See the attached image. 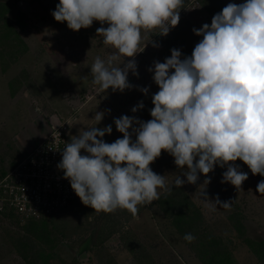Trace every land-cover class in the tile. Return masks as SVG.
Segmentation results:
<instances>
[{
  "label": "clouds",
  "instance_id": "1",
  "mask_svg": "<svg viewBox=\"0 0 264 264\" xmlns=\"http://www.w3.org/2000/svg\"><path fill=\"white\" fill-rule=\"evenodd\" d=\"M181 8L184 0H59L52 15L73 31L89 28L94 21L108 25L96 30L110 46V55L95 58L92 82L101 93L109 88L123 92L133 87L129 71L138 76L134 57L148 43L158 47L152 34L167 36L178 25ZM193 32L203 38L191 56L182 59L181 51L173 48L170 58L148 69L159 87L152 96V119L115 118L123 138L113 143L102 139L111 134V125L90 127L66 143L57 167L84 205L104 213L126 209L138 218L137 205L158 200V189L172 190L164 176L149 167L162 150L174 157L186 177H176L177 187L195 184L200 174L207 177L215 166L227 165L221 182L240 188L248 174L230 163L237 160L253 175L264 176V0L228 3L210 26L206 23ZM142 40L147 41L143 47ZM139 90L148 93V88ZM143 107L139 102L131 111ZM103 116L95 114L97 124ZM257 191L264 193V180ZM201 197L213 209H227L232 202L210 200L203 191ZM184 239L192 242L195 237L186 233Z\"/></svg>",
  "mask_w": 264,
  "mask_h": 264
},
{
  "label": "rangeland",
  "instance_id": "2",
  "mask_svg": "<svg viewBox=\"0 0 264 264\" xmlns=\"http://www.w3.org/2000/svg\"><path fill=\"white\" fill-rule=\"evenodd\" d=\"M8 1L15 2L16 13L23 11L25 15L23 21L26 29L20 30V34L27 46L18 64L12 67L13 73L20 74L21 71H26L28 74L29 87L25 88L29 93L30 118L44 119L48 131L53 119L70 120L67 131L68 143L83 130L93 126L103 128L108 125L112 126V132L106 133L102 139L106 143H113L116 139L123 138V134L116 130L115 118L128 115L144 122L152 119L150 115V110L154 107L152 96L159 91V87L152 78L154 71L150 72L148 69L153 67L155 61L162 63L165 58H170L173 48L181 51L182 59L191 56L195 45L203 38L197 36L193 29H200L206 23L210 26L212 21L201 0H198V3L197 0H187L179 13L178 25L171 28L168 35L163 36L162 41L158 39L159 34H152L151 40L158 47L148 43L144 50L134 57L138 76L146 73V79L151 83L150 85H153L151 89L148 84L145 85L148 88V93L145 95H149L150 101L133 113L131 109L140 102L142 96L137 90L142 87L137 86L138 76L130 80L131 70L128 81L133 87L123 92H113L109 88L101 93L99 86L92 82L90 67L95 58L99 56L106 59L110 55V46L103 44V37L96 31L102 26L108 27L106 23L101 25L99 21H94L89 28L73 31L68 28L66 21L57 22L52 15L59 0ZM224 2L226 5L240 4L246 0H224ZM145 43L147 41L142 40L141 47ZM129 59L133 58H125V62ZM58 70L61 71V75H59L60 81L55 84V91L51 77L48 76L56 74ZM39 76L46 77L44 86L48 94L40 92V84L36 83ZM78 88L83 89L78 90ZM52 93L56 95L59 93L58 103L54 102V106L47 96H52ZM132 101L137 104H132ZM97 112L104 113L103 119L98 124L94 118ZM81 154L86 153L81 150ZM230 163L238 165L240 171L248 174V179L240 188L221 182L227 165L223 168L217 165L207 177L200 174L195 184L185 183L182 187L215 230L226 233L228 237L238 235L229 224L227 218L229 209L220 205H215L213 209L212 206L206 205L202 201V191L213 201L217 197L220 201L233 198L242 211L245 233L262 238L264 237V193L260 194L257 191V184L264 180V176L253 175L243 161ZM149 167L156 174L164 176L169 187L174 185L177 176L186 180L182 170L175 165L174 157L164 150ZM208 178L210 183H204ZM158 191L160 195L165 192L159 189ZM156 202L157 200L151 204L137 205L138 218H134L126 209H117L112 213L96 212L90 206L84 205L78 197L70 205L49 217V221L62 235L58 248L59 255L68 263L75 259L76 264H202ZM2 223L1 220L0 264H24L9 239V234L3 228L7 226L12 231H16L20 227L14 222L9 224L7 222V225ZM100 236H107L103 244L98 243ZM231 247L237 264H262L241 238L235 237Z\"/></svg>",
  "mask_w": 264,
  "mask_h": 264
},
{
  "label": "trees",
  "instance_id": "3",
  "mask_svg": "<svg viewBox=\"0 0 264 264\" xmlns=\"http://www.w3.org/2000/svg\"><path fill=\"white\" fill-rule=\"evenodd\" d=\"M201 1L212 18L226 6L224 0ZM186 3L187 0H184V6ZM15 7V2L0 0V53L2 55L23 52L27 46L20 34V30L26 29L23 21L25 15L23 11L16 13ZM158 39L162 41L164 38L159 35ZM171 189L170 192H163L156 204L168 216L202 264H237L231 247L235 237L241 238L264 264V237H252L245 233L242 211L233 198L223 200L232 201L231 206L227 208L229 209L227 218L231 228L238 234L235 237H228L226 233L215 230L206 221L199 207L190 199L183 187L172 185ZM1 220L6 225L7 222L8 224L14 222L20 227L16 231H12L7 226L3 228L9 234V239L24 264H76L75 259L68 263L59 255L58 248L62 235L49 221V217L39 220H22L13 210H7L0 212ZM186 233H191L195 239L192 242L186 241L184 239ZM107 236H100L98 243L103 244Z\"/></svg>",
  "mask_w": 264,
  "mask_h": 264
},
{
  "label": "built area",
  "instance_id": "4",
  "mask_svg": "<svg viewBox=\"0 0 264 264\" xmlns=\"http://www.w3.org/2000/svg\"><path fill=\"white\" fill-rule=\"evenodd\" d=\"M69 127L70 120L53 119L45 137L0 179V212L13 210L22 220H39L78 198L57 167Z\"/></svg>",
  "mask_w": 264,
  "mask_h": 264
},
{
  "label": "crops",
  "instance_id": "5",
  "mask_svg": "<svg viewBox=\"0 0 264 264\" xmlns=\"http://www.w3.org/2000/svg\"><path fill=\"white\" fill-rule=\"evenodd\" d=\"M23 54V52L4 55L0 53V179L27 155L45 137L48 131L44 119L30 118L29 93L26 90L29 87L27 72L13 73L14 68L12 66L18 64ZM136 71L138 72V69ZM9 74H11L10 77ZM59 75H61L60 70L56 74L48 76L51 77L50 80L54 90L56 88L55 84L60 81ZM130 76V80L137 77L133 74ZM45 81L46 77L43 78L42 76L36 79V83L40 84V92L48 94L45 91ZM137 81H139L137 82L138 88L139 86L146 88L145 85L147 84L150 86L149 89L153 87L146 79V73H143V76H138ZM142 82H144V85ZM54 90L53 92L56 91ZM36 91L38 92V90ZM137 91L142 94L140 102H143V105L149 103V95H145L139 89ZM49 92L51 93V90ZM59 93L58 95L54 93H52V96L47 95L48 100L52 102V106H54V102L58 103ZM132 104L137 103L132 101Z\"/></svg>",
  "mask_w": 264,
  "mask_h": 264
}]
</instances>
